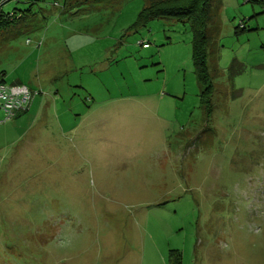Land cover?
Returning <instances> with one entry per match:
<instances>
[{
  "label": "rangeland",
  "instance_id": "rangeland-1",
  "mask_svg": "<svg viewBox=\"0 0 264 264\" xmlns=\"http://www.w3.org/2000/svg\"><path fill=\"white\" fill-rule=\"evenodd\" d=\"M148 1L2 5L0 264H264V0H211L210 110Z\"/></svg>",
  "mask_w": 264,
  "mask_h": 264
},
{
  "label": "trees",
  "instance_id": "trees-1",
  "mask_svg": "<svg viewBox=\"0 0 264 264\" xmlns=\"http://www.w3.org/2000/svg\"><path fill=\"white\" fill-rule=\"evenodd\" d=\"M6 1L8 0H0V34L16 19L13 10L3 11L2 5ZM210 6L211 0H149L138 12L140 22L155 18L171 19L189 24L192 34L191 59L193 71L198 84L201 86V102L206 104L204 106L208 107L209 110L213 83L206 54L209 44L206 28L210 18ZM142 43L148 44L147 41ZM0 81L4 82L3 79H0ZM179 258L176 257L175 262L170 260L169 264H179Z\"/></svg>",
  "mask_w": 264,
  "mask_h": 264
},
{
  "label": "built area",
  "instance_id": "built-area-1",
  "mask_svg": "<svg viewBox=\"0 0 264 264\" xmlns=\"http://www.w3.org/2000/svg\"><path fill=\"white\" fill-rule=\"evenodd\" d=\"M147 46V43H142L143 48ZM31 99L32 94L26 85L0 81V122L14 118L22 110L25 111Z\"/></svg>",
  "mask_w": 264,
  "mask_h": 264
},
{
  "label": "crops",
  "instance_id": "crops-1",
  "mask_svg": "<svg viewBox=\"0 0 264 264\" xmlns=\"http://www.w3.org/2000/svg\"><path fill=\"white\" fill-rule=\"evenodd\" d=\"M29 106H30V105H29ZM28 108H29V107H28ZM27 110H28V109H27ZM27 110H26V111H27Z\"/></svg>",
  "mask_w": 264,
  "mask_h": 264
},
{
  "label": "clouds",
  "instance_id": "clouds-1",
  "mask_svg": "<svg viewBox=\"0 0 264 264\" xmlns=\"http://www.w3.org/2000/svg\"><path fill=\"white\" fill-rule=\"evenodd\" d=\"M15 84V83H14Z\"/></svg>",
  "mask_w": 264,
  "mask_h": 264
}]
</instances>
